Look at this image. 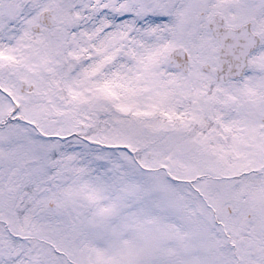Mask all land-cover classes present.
Wrapping results in <instances>:
<instances>
[{"label":"snow or ice","instance_id":"6c2138e0","mask_svg":"<svg viewBox=\"0 0 264 264\" xmlns=\"http://www.w3.org/2000/svg\"><path fill=\"white\" fill-rule=\"evenodd\" d=\"M0 264H264V0H0Z\"/></svg>","mask_w":264,"mask_h":264}]
</instances>
